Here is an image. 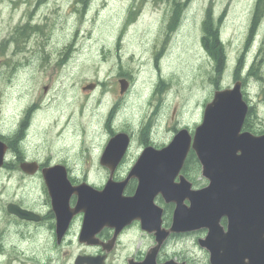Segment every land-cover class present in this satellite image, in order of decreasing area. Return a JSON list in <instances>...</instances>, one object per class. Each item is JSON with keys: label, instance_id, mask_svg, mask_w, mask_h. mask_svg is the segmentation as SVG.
Returning a JSON list of instances; mask_svg holds the SVG:
<instances>
[{"label": "rangeland", "instance_id": "rangeland-1", "mask_svg": "<svg viewBox=\"0 0 264 264\" xmlns=\"http://www.w3.org/2000/svg\"><path fill=\"white\" fill-rule=\"evenodd\" d=\"M177 2L183 8L174 23L171 12ZM209 9L225 43L222 67L202 42ZM255 10L256 0H0V127L12 130L27 106L44 100L46 108L25 143L34 152L42 149L32 156L96 154L109 128L117 131L123 123L139 139L146 137L147 131L139 134L146 123L156 143H169L177 132L174 126L195 128L202 122L217 87L241 79L245 99L257 108L253 123L264 130V13L254 25ZM27 23L38 29L16 41V28ZM161 75L168 85L160 89L169 87V92L160 101L150 94L155 95ZM121 78L130 82L124 108ZM91 82L100 83L95 93L83 90ZM111 111L116 121L108 120ZM75 132L79 143L72 149ZM92 140L93 146L83 150ZM77 175L99 185L109 177L106 172ZM6 185L0 202L14 197L1 172L0 190ZM202 231L174 238L167 251L194 264H210L209 251L198 243ZM140 246L146 242L137 240L124 249V260Z\"/></svg>", "mask_w": 264, "mask_h": 264}, {"label": "water", "instance_id": "water-1", "mask_svg": "<svg viewBox=\"0 0 264 264\" xmlns=\"http://www.w3.org/2000/svg\"><path fill=\"white\" fill-rule=\"evenodd\" d=\"M94 86L89 84L84 89ZM121 86L122 92L127 90L128 80L121 79ZM241 89L242 81H236L232 87L215 91L193 135L184 128L163 148L146 147L122 181L113 179L116 167L113 166L102 190L88 183L71 186L62 166L44 169L59 218V231H63L66 223L62 217L64 206L76 192L79 199L74 211L84 210L86 214L83 237L92 236L95 226L118 227L133 220L141 221L145 230L156 231L159 244L148 252L144 261L131 264H157L159 248L170 233L201 228L208 229L207 236L199 242L209 249L212 264H264V135L254 136L242 131L249 105ZM130 140L125 132L113 136L102 162L117 163L128 150ZM6 148L0 141V164ZM191 150L209 179L208 186L201 189H193L183 175L181 182L176 183ZM132 178H137L139 184L133 195H125ZM158 194L176 203L169 230L161 228L163 209L155 203ZM186 199L190 204L185 203ZM17 209L9 205L10 211ZM224 217L228 220L227 227L221 224ZM79 261L90 262L91 258L80 257ZM163 264L179 263L172 260Z\"/></svg>", "mask_w": 264, "mask_h": 264}, {"label": "flooded vegetation", "instance_id": "flooded-vegetation-1", "mask_svg": "<svg viewBox=\"0 0 264 264\" xmlns=\"http://www.w3.org/2000/svg\"><path fill=\"white\" fill-rule=\"evenodd\" d=\"M99 87L100 83L97 82L96 88L90 91L95 93L98 91ZM45 89H47V87ZM162 91L159 84L156 87L154 98L160 100L161 94L163 93ZM120 92V99L122 100L121 103L124 108V95L126 93L121 90ZM43 101L44 100H41L39 103L33 101L27 106L23 115L18 117L14 122L12 130L5 129L9 130L5 131L0 127V141L7 146L3 163L0 164V173L4 172L6 174V179L11 185V193L14 195L12 199L6 202H0V264H131L132 262L144 261L148 252L159 244L156 231L150 232L145 230L141 221L133 220L130 224H122L118 227L109 224L95 226V231L92 236L83 237L82 234H84L85 230L86 214L84 210L78 212L74 211L79 199L76 192L70 195L68 202L64 206L62 217L66 219V223L62 229L63 231L60 232L58 229V214L55 210L54 200L46 183L43 171L46 168L62 166L67 171L71 186L77 187L82 183H89L97 189H102L108 179L104 181L103 184L99 185L88 179H81L77 173L80 171L106 172L109 173L110 177L112 168H114L113 166H116L113 169L115 173L114 179L116 181H121L127 177V174L135 165L137 159L144 151V148L154 146L157 149H161L168 143H156L153 138V129L151 130L150 127L148 128L146 123L142 126V132L139 133L141 137H143L147 131L145 134L146 137L142 139L137 138L134 132L124 130L123 123L122 127H117V131H112V127L109 126L110 132L106 135L105 143L96 154H93L91 152L92 150H88V153L86 151L81 153L75 151L56 159H54L55 157L52 155L44 157L42 155L32 156L34 153H39L42 149L38 147L34 152V148H26L25 143L31 136V131L35 126V118L46 108ZM160 101L157 103V107L159 110H162ZM247 101L250 104V110L245 119L242 131H248L254 136L264 135V130H260L258 126L253 123L257 108L249 97ZM109 114L108 120L113 117V112L111 111ZM114 118L115 117L112 119ZM58 124L59 121L56 120L52 123L51 127L54 129V126ZM106 125L109 124L107 123ZM195 128L189 127L192 133H194ZM174 129L175 132L178 131L175 126ZM42 130L41 128V131ZM7 132H12L13 134L6 135L5 133ZM118 132H127L130 134L131 143L129 149L117 163H103L102 156L107 144ZM73 135L76 139L73 141L72 149H74V146L77 147L79 143V133L75 132ZM138 140L140 144L137 143ZM93 144L92 140V144H90V146L84 145L83 150L90 149ZM251 145L253 148V143ZM134 148L135 150H133ZM84 157H86V162L83 159ZM27 163L35 164L30 165ZM199 169L201 172H199ZM124 172H126L125 175ZM197 174H201V181H198ZM181 175L188 179L193 189H201L209 184V179L204 176L202 164L194 151L189 153L184 167L176 178V183L181 182ZM138 183L136 178H132L124 194H134ZM8 187L9 186L6 185L0 190V194L5 192ZM155 203L163 209L161 228L169 230L173 225L176 203L166 201L161 194L156 196ZM185 203L190 204V201L186 199ZM10 204L14 205V207H18L16 212L9 210ZM73 211L74 213H72ZM227 222L228 220L226 217L222 218L221 224L224 227H227ZM199 230H205L202 231L205 236L198 237V243L200 245V239L207 236V228L170 233L159 248L156 263L163 264L173 260L179 264H194L193 260L189 257L184 256V258L179 259L176 253L171 255L167 249L174 238H181ZM137 240L146 242V247L140 246V249L136 252L128 253L124 260V249H128V247L133 248ZM206 249L209 251L208 248ZM43 250L46 251V254L42 253ZM35 251L41 252V256L36 254L34 257L32 253H35ZM43 257H45V259H42ZM80 257H90L91 261L81 263L79 261ZM99 258H102L103 261H100ZM210 264L212 263L210 262Z\"/></svg>", "mask_w": 264, "mask_h": 264}, {"label": "trees", "instance_id": "trees-1", "mask_svg": "<svg viewBox=\"0 0 264 264\" xmlns=\"http://www.w3.org/2000/svg\"><path fill=\"white\" fill-rule=\"evenodd\" d=\"M181 2H177V5L174 6L173 11L171 12V21H174V23L178 20L180 12L183 8L181 6ZM182 4H184V2H182ZM261 12L262 14L264 13V0H256V10H255L256 17L254 22L255 25L259 20ZM174 23H172V25ZM203 27H204L205 35L202 39V42L205 48L207 49V51L210 53V55L213 56L214 59L217 61L218 66L222 67L223 59H224L223 52L225 46L220 36L219 21L215 20V16L211 14L210 9L207 11L206 17L203 21ZM32 29L37 30L38 28L35 25H30V23H27L26 25L23 26H18L15 30L17 32V35L13 36V38L16 39V41H20V38L23 39V37L25 39L26 37L29 36V30Z\"/></svg>", "mask_w": 264, "mask_h": 264}, {"label": "clouds", "instance_id": "clouds-1", "mask_svg": "<svg viewBox=\"0 0 264 264\" xmlns=\"http://www.w3.org/2000/svg\"><path fill=\"white\" fill-rule=\"evenodd\" d=\"M6 135H12L13 133L12 132H7L5 133Z\"/></svg>", "mask_w": 264, "mask_h": 264}, {"label": "bare ground", "instance_id": "bare-ground-1", "mask_svg": "<svg viewBox=\"0 0 264 264\" xmlns=\"http://www.w3.org/2000/svg\"><path fill=\"white\" fill-rule=\"evenodd\" d=\"M262 12H263V11H262ZM262 12H261V13H262Z\"/></svg>", "mask_w": 264, "mask_h": 264}]
</instances>
